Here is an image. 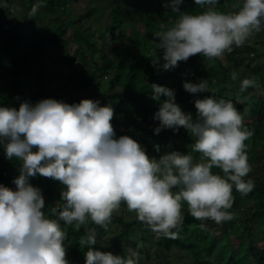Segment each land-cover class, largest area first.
Returning a JSON list of instances; mask_svg holds the SVG:
<instances>
[{"label": "clouds", "instance_id": "obj_1", "mask_svg": "<svg viewBox=\"0 0 264 264\" xmlns=\"http://www.w3.org/2000/svg\"><path fill=\"white\" fill-rule=\"evenodd\" d=\"M182 2L171 0L177 13L174 23L153 33L163 60L161 64L158 57L153 65L163 70L198 54L209 61L222 58L264 29V0H238L228 12L216 10L217 0H194L205 8L196 14L181 11ZM42 6L38 0L29 15ZM230 75L233 81L240 76L237 71ZM151 87L153 99L166 97L154 114L159 121L154 133L183 127L195 138L187 153L173 150L155 158L132 137L117 139L111 123L114 109L98 100L69 104L46 98L35 105L22 101L18 109L0 106V144L7 158L21 161L15 190L0 185V264H69L61 222L75 224L79 231L90 220L107 230L121 202L151 231L171 239L178 238L183 226V203L202 222L221 224L234 218L229 211L233 187L241 195L254 187L246 179L251 166L244 143L253 131L231 100L213 95L196 99L194 120L175 102L174 90L155 83ZM183 87L204 92L208 81L186 80ZM239 87L244 92L261 85L257 78L246 77ZM214 167L223 175L214 173ZM37 174L65 186L50 214L43 211L41 190L29 182ZM96 236L95 228L85 227L80 237V245L87 246L85 264H139L135 250L121 256L92 247Z\"/></svg>", "mask_w": 264, "mask_h": 264}, {"label": "trees", "instance_id": "obj_2", "mask_svg": "<svg viewBox=\"0 0 264 264\" xmlns=\"http://www.w3.org/2000/svg\"><path fill=\"white\" fill-rule=\"evenodd\" d=\"M71 1L43 0L42 8L46 13L57 12L60 16L52 26L43 27L45 39L32 37L27 47L4 19H0V106L18 109L22 101L35 105L42 99L53 98L72 104L82 99L101 98L103 101L99 102L102 106L108 103L113 107L114 115L118 114V118L111 122L116 138L130 136L144 147L150 157L159 158L170 151H179L177 147L185 149V146L194 143L195 138L183 127L178 131L162 129L159 134L154 133L155 127L159 125L154 114L166 97L161 95L159 99H153L152 84L174 90L175 102L186 114L190 113L194 120L197 118L196 99L213 95L231 100L241 115L246 109L248 114L244 125L254 133L244 142L252 170L250 172H253L246 179L254 182L253 189L245 198L247 200L241 202L234 198L229 210L234 218L214 227L216 234H208L205 221L200 223V220L183 212L184 222L178 238L159 235L152 243L163 249L169 246L183 249V258L190 261L180 264H264V49L261 45H255L256 33L242 47L233 46L231 52H225L222 57L224 61L221 58L209 61L198 54L179 62L171 70H163L153 65V60L158 57L163 63L162 50L157 48L153 33L174 23L177 13L172 11L171 0H117L119 6L110 8L107 12L108 22L103 26L109 35H114V46H103L108 40L103 34L97 33L92 40L93 35L87 28H80L78 22L91 9L83 14H72V11L65 9V5ZM150 1H154L152 6ZM20 2L23 7L30 9L38 0ZM237 2L217 0L215 8L228 12ZM1 5L4 10L0 14L6 18L14 8L6 3ZM179 8L193 14L205 10L196 5L194 0H183ZM153 12L157 13V18L151 17ZM147 14L150 15L148 19L151 24L144 23L146 31L140 34L133 30L132 23L145 22ZM70 27L72 34L67 35L66 31ZM71 41L77 45L69 56H62V50ZM78 41L85 44L86 49L83 50ZM250 53L254 56L250 57ZM96 54H100L98 59ZM257 58H261L260 64L252 67V60ZM232 71L240 74L236 81L231 79ZM246 77L257 78L260 90L249 88L241 92L240 81ZM200 79L208 81V91L190 93L184 89L186 80L197 82ZM20 166L19 159L7 158L4 146L0 144V185L15 190L13 181L19 175ZM29 182L41 190L45 200L43 211L50 214V208L60 202L61 191L65 186L58 180L39 174L29 177ZM120 206L127 210L124 202ZM112 222L119 229L111 239L110 246L120 250L122 244L129 243L130 229L139 227L141 221L136 214L128 220L113 214ZM61 224L67 232L64 241L67 246L66 257L72 259L85 253L86 246L82 247L79 243L80 237L85 235V227L96 229V243L101 233L100 227L90 220L79 231L75 229V224ZM252 234H255L257 243L253 242ZM259 242L263 244L259 245ZM215 249L217 253L214 254ZM144 252L145 258H148L145 249ZM119 254L126 256L127 253L121 250ZM139 264H142L141 259Z\"/></svg>", "mask_w": 264, "mask_h": 264}, {"label": "rangeland", "instance_id": "obj_3", "mask_svg": "<svg viewBox=\"0 0 264 264\" xmlns=\"http://www.w3.org/2000/svg\"><path fill=\"white\" fill-rule=\"evenodd\" d=\"M154 1H150V5H153ZM9 4L10 6L12 5L14 9L11 10V12L9 13V15L4 18L1 14H0V19L3 18L4 21L7 23V25L10 27L11 30L15 31V34L17 33L18 38L20 39V41L22 43H24L25 47H27L28 45V41L30 38L32 37H41L42 39H45V33H44V26H52L53 22L55 21V19L59 18V14L56 13H46V10L42 7L39 8V10L36 12V14L34 16H30L29 13L31 12V9H26L25 7H23V4L20 2V0H0V13L1 11L4 10V8H2V5ZM119 1L117 0H73L71 2H68L67 5H65V9L66 10H70L72 11V14H83L85 11H87L88 9H91L89 11V13H87L86 15L81 17V20L78 22L80 23V28H87V31L90 32L93 36H92V40L94 39L93 37H96L97 33H101L103 34L105 37L108 38L107 42H105V44H103V46L105 45H109V46H114V42H115V38L114 35H109L108 31L103 28V26H106V22H108V18H107V12L110 10V8L116 6L118 7L119 5ZM67 6V8H66ZM150 6V7H151ZM12 8V7H11ZM66 17V15L64 16V18ZM146 19L145 22L143 20L142 23L139 22H133L132 23V29L137 31L140 34H143L146 29H145V24L149 23L151 24V22H149V17L150 15L147 14L146 15ZM151 17H156L157 18V13L153 12L151 14ZM63 18V17H62ZM145 23V24H144ZM78 28V27H77ZM67 35H71L72 34V30L71 27L67 29L66 31ZM254 42L256 46H263L264 49V29H262L259 33H256ZM253 36V37H254ZM143 37H141L140 39H142ZM144 39V38H143ZM79 40V39H78ZM78 44H80L79 46L84 50L86 49L85 44H83L82 42L78 41ZM96 44H98V42L96 41ZM77 44L73 41H71V43H67V48L65 50H62L63 52H61L62 56H69L71 54V50L76 46ZM60 46H56V48L59 49ZM97 47V46H96ZM87 55V54H86ZM89 56V55H88ZM97 59L98 56H100V54H96ZM250 57H253L254 55H252L251 53L249 54ZM222 61L223 58H221ZM261 62V58H257L256 60H252L251 62V66L255 67L256 65L260 64ZM98 101H103L101 100V98H97ZM108 103H105L104 105H106ZM247 111L246 109H244L242 116L245 117L247 116ZM118 118V114L116 113L112 119L111 122L115 121V119ZM246 120H248V118H246ZM252 121H254V118H252ZM180 137H178V141H179ZM191 146L192 145H188L185 146L183 145V147L185 149L181 147H177V149L182 153H187L188 151L191 150ZM192 155L194 157H199V153H192ZM212 171L214 173H218L223 175L222 171H218L216 168H213ZM252 171V170H251ZM259 172V171H258ZM258 172H256L258 174ZM253 174V172H250L249 176ZM255 174V173H254ZM259 175V174H258ZM233 196L234 198H238L241 202L246 201L247 199L246 196L247 195H241L238 191H236L235 188H233ZM251 202V201H249ZM185 212L187 214H189L188 212V206H185V203H183L182 205V213ZM114 215H121L124 219L128 220V219H132L134 218L135 214L134 212H130L128 210H125L123 208H120L113 213ZM189 221V220H187ZM202 221H200L201 223ZM190 223V221H189ZM206 227L209 229L208 234H216L217 231L215 230L214 227H218V224L215 223L212 220H207L205 221ZM191 227V226H190ZM242 226H240L241 228ZM119 229V226L114 223L111 222L108 226L107 230H104L102 228H100L101 233L99 238L97 239V243L95 245H93L92 247L99 249L101 251H110L114 254H119V251H124L127 253L128 249H132L135 250L139 253L140 255V259L142 264H180L182 261H187L189 262L190 260L188 258H183V254H184V250L183 249H178L175 246H169L167 249H163L159 246H155L152 243V240L156 237H158L159 235L157 233H154L153 231H151V229L144 223L140 222L139 227L138 226H133L130 229V240L128 244H122V247L120 248V250L118 249H114L110 246V242L111 239L116 235L117 231ZM181 232V230L179 231ZM183 233V232H182ZM184 234V233H183ZM252 239L254 240L253 242L257 243L256 241V236L255 234H252ZM134 242V243H133ZM262 242H259V245H262ZM144 249L147 251L148 253V258H145V252ZM217 249H215L213 251V253H217L216 251ZM87 251V246L85 247V252ZM67 260L69 261V264H85V253H83L82 255H77V258H68L66 257ZM211 260H212V256H211Z\"/></svg>", "mask_w": 264, "mask_h": 264}]
</instances>
